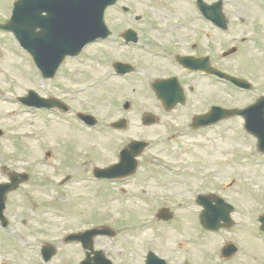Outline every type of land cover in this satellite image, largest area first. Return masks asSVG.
Segmentation results:
<instances>
[{"label": "rangeland", "instance_id": "1", "mask_svg": "<svg viewBox=\"0 0 264 264\" xmlns=\"http://www.w3.org/2000/svg\"><path fill=\"white\" fill-rule=\"evenodd\" d=\"M11 1L15 0H0V21L10 16ZM215 1L218 0H206V3ZM221 1L230 24L229 32L221 36V48L226 51L237 46L243 51L224 58L223 69L237 76L253 78L260 90L252 94H230L225 89L223 92L216 90L204 81L200 95L205 101L198 104L197 97L190 100L183 111L188 117L203 112L208 102L224 108L241 107L250 104L257 94H264V15L259 12L264 6H254L255 2L263 4L264 0ZM122 5L138 14L144 10L153 13L158 9L154 13L166 14L167 23H175L176 19L184 17L193 20L192 0H123L115 8ZM105 18L113 32L129 23L111 10L106 12ZM240 20L244 21L243 25ZM192 34L189 30V35ZM182 35L178 32L163 34L162 40L182 41ZM242 36L248 37V45L238 43L237 39ZM233 37L237 41L232 40ZM248 46H251L250 52ZM216 49L220 50L219 46ZM91 51L93 56L95 51H100L104 58L110 59L108 61L118 57V51L112 50L109 44L96 46L93 50L89 48L88 53ZM125 55L137 59L143 69H149L147 76H143L148 81L165 73L157 69L154 72L158 62L164 65L162 61L148 56L140 61L135 53ZM68 68L67 65L66 72ZM108 68L109 65L100 68L96 74L78 80L69 89L74 91L80 85L100 80L103 71H110ZM84 70L91 72L86 67H78L74 74L83 76ZM67 73L72 74V71ZM106 82L110 89L107 93L100 87L97 91L79 94L72 102L78 108L92 109L101 120L98 123L101 131L86 130L85 135L77 127V132H70L66 124L53 117V113L28 111L16 104L15 98L24 96L29 88L43 95L39 89L43 84L38 71L25 59L15 41L0 34V128L4 132L0 139V172L4 168L27 172L30 181L8 196L6 214L12 225L6 230L0 228V264H41L37 250L44 242L57 247V254L48 264H77L81 255L83 257L79 247L57 241L65 233L95 225H106L116 232L113 242L98 237L94 244L95 249L102 248L114 264H144L143 258L148 251L167 258L168 264H264V234L257 223V218L264 214V156L257 152L255 140L242 132L240 120L224 121L206 132L190 133L189 124L185 122L191 119L185 117L181 118L180 124L172 122L167 129L161 126L144 128L132 122L125 131H114L107 122L123 117L120 104L123 98L131 97L133 86L117 78ZM64 83L67 84L65 78ZM44 85L48 93H63L58 87L48 88L49 83ZM136 94L142 98L131 113L135 122L139 114L152 110L147 92L141 90ZM67 95L66 92L65 98ZM155 114H158L156 110ZM187 133L189 136L184 137ZM177 135L178 139L171 140ZM131 140H144L152 145L139 160V168L134 178L127 182L128 186L120 188L107 181L81 180L80 176L90 175L95 166L112 163L116 149H122ZM47 153H50L49 158ZM155 155H161L163 160L149 165L148 158ZM148 172H153L159 181L146 180ZM65 175L73 182L60 187L59 181ZM3 179L0 176V182ZM208 193L220 196L234 206L231 215L234 226L216 233L199 227L196 212L201 209L195 199L197 195ZM163 207L172 214L168 222L155 219L156 212ZM4 232L8 237L2 235ZM226 242L238 246L241 255L221 259L220 249Z\"/></svg>", "mask_w": 264, "mask_h": 264}, {"label": "water", "instance_id": "2", "mask_svg": "<svg viewBox=\"0 0 264 264\" xmlns=\"http://www.w3.org/2000/svg\"><path fill=\"white\" fill-rule=\"evenodd\" d=\"M26 1L27 0H19L17 2V6H16L17 10L14 13L15 16H14L13 24L11 27H8V29L14 32L19 42L21 43V45L24 47H26L24 36L26 33L25 26L27 25L25 23V14H24ZM49 1L50 0H33V2L37 3V5H39V3L40 4L46 3L49 5L50 4ZM115 1L116 0H74L73 1V9H77L79 10V12L77 15L73 16L72 25H71V22H69L68 24L66 22H62L61 25L66 29V31L67 29H69L71 33L75 36V38H77L75 41L76 43L75 49L82 47L87 42L93 41L96 38H101V37L104 38L108 35V32L106 31V28L103 24V19H102L103 11L107 6L112 5ZM65 7L67 9H70L69 6L67 5ZM218 8H219V4H218ZM39 11L40 10H37V12ZM128 39H131V38H128ZM42 40H45V39H42ZM36 59L39 61V56H37ZM156 85L157 84H155L154 87ZM163 95L165 96V94H162V96ZM21 101L27 105H34L37 107H52L53 105L50 103V101L48 103V102H44L42 100L37 99L34 94L32 95V93L28 98L21 99ZM232 113L234 114L235 112H232ZM230 115L232 114L228 113L225 116H223V118L230 116ZM201 119L202 118H200L199 120ZM147 121H148L147 123L152 122L151 119H147ZM249 131H251L258 138L259 149L260 151L264 152V145L261 144L262 139L260 138V136L256 134L255 132H253L251 128H249ZM144 146L145 145L142 143L135 142L129 146L130 151H125L123 153L121 165H124L126 163H131V170L126 173V176L133 174L135 167H136V162L134 158L140 154ZM108 173L109 172H105L104 176L114 178V177L124 175L121 172L110 173V174ZM11 180H12L11 184L0 185V217L2 216V211L4 209V198H5L6 193L16 188L18 185L17 184L18 181L15 179L14 176H12ZM23 180H25V178H23ZM203 199L204 198H200L199 203L203 204L206 207L209 201H206L208 203H205V202H202ZM216 203L217 205L215 206V209L223 215V219L226 222L224 226H229L230 220L228 219V214L231 209L230 208L226 209L223 206L222 202H220L219 200H216ZM206 214L207 213L204 212V215ZM160 218L167 220L170 218V216H168L164 212L160 214ZM260 222L263 223L262 229L264 230V217L260 219ZM201 223L204 227H206L209 230H216L220 227V225L218 224V221L215 222L216 224H212L211 222H208V218L206 220L202 219ZM104 233H107V232H104ZM230 250L232 251L233 249L230 248ZM49 257H50V254H46V259H48Z\"/></svg>", "mask_w": 264, "mask_h": 264}, {"label": "flooded vegetation", "instance_id": "3", "mask_svg": "<svg viewBox=\"0 0 264 264\" xmlns=\"http://www.w3.org/2000/svg\"><path fill=\"white\" fill-rule=\"evenodd\" d=\"M129 20L130 19L128 18V21ZM132 20H134V18ZM137 31H138L140 37H143L142 36L143 32H149L150 37L155 39V42L152 41V39H151V41L148 40L147 42H144V40H143V42L146 43V45H149L152 48H160L161 51H162L163 47L157 46V44H163V42H159L155 38V34H156V37L162 35L161 29L159 28L158 25H155V26L152 25L150 27L138 26ZM168 43L171 45V48L167 49L165 52L170 54L173 57V59H176V56H178L180 54H187V55L190 54L189 52H187L188 51L187 48H190V47L187 46L189 42H188V39L186 37H184L182 39V41H174V42L169 41ZM194 50H195L194 51V56L195 57H201V56L205 55V53L200 51V50H198V48H195ZM156 59L158 61L160 60L158 58H156ZM156 69L165 72L162 75H158L162 79L168 78L170 76H177L180 84L183 85L187 91H189V90L192 91V88L190 87L192 78L193 77H197V78L199 77L198 74H191L189 71L182 69L180 66H178L177 64H174V63L168 64V65L167 64L161 65L158 62L155 65V67H154V72L155 73H156ZM148 70L149 69H146V68H144V69L141 68L140 69V71L144 72V74H147ZM195 86L198 87L199 84L196 83ZM198 97H199V95H198ZM198 97H197V99H198Z\"/></svg>", "mask_w": 264, "mask_h": 264}]
</instances>
